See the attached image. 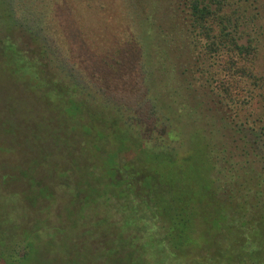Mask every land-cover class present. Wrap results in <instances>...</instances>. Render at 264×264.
I'll return each mask as SVG.
<instances>
[{"label": "trees", "instance_id": "trees-1", "mask_svg": "<svg viewBox=\"0 0 264 264\" xmlns=\"http://www.w3.org/2000/svg\"><path fill=\"white\" fill-rule=\"evenodd\" d=\"M0 67L32 114L0 104V187L51 182L3 264L45 210L87 264H264V0H0Z\"/></svg>", "mask_w": 264, "mask_h": 264}, {"label": "rangeland", "instance_id": "rangeland-1", "mask_svg": "<svg viewBox=\"0 0 264 264\" xmlns=\"http://www.w3.org/2000/svg\"><path fill=\"white\" fill-rule=\"evenodd\" d=\"M20 84V79L14 77L7 69L0 67V104H6L8 101H10L13 105L14 113H17L21 120H26L27 116L31 114L27 101L21 98H19L18 102L14 100L16 98L15 91L19 90L18 87L21 86ZM20 92L21 91H19V93ZM10 102L9 104H11ZM29 119H32V114L29 116ZM4 120L6 119L3 118L0 121V143H2L5 149L0 151V156L5 157V155H7V151H10V154L12 153V145L11 141L8 142L10 138H8L7 133L3 130V127L7 125L6 121ZM35 141L40 143L42 141V135H38ZM23 145L29 149L36 148V144H32V140H30L29 143L25 140ZM36 163L37 162H32L30 166H27L23 178H21V186H23V184H27L28 193L26 195L25 193H21L20 195H14L12 197L7 190L0 187V246H3L2 250L0 248V254L3 250H6L7 252L12 244V241L15 242V240H17L16 238L21 237V235L15 231V229H17V224L20 225L25 221H29L30 228L34 227L35 230H37L41 224L39 218L35 217L32 219L31 209L35 208L37 202L39 203L38 195L51 189V182L46 181L47 187L44 186L45 190L42 189L43 191L40 189H34V175L31 169ZM48 167L49 168L47 169L46 175H51V163ZM30 183L31 189L29 188ZM50 204L48 206H50ZM42 217H46L48 221V231L42 230L38 234H34L32 236L31 241H33L34 244L33 248L29 253V256L18 264H74L73 262L75 259L77 261L80 259L77 262L78 264L90 263V260L93 258L85 251L87 246L83 248L82 244H85L84 239L79 243V246H82V251L78 253L75 252L73 245L65 242L66 235H70L72 231L74 232V230H68L67 234H65V238L55 240V244L52 243L50 234L51 210H45ZM1 221L4 223V226L1 225ZM92 236L93 239H95L97 236L96 232ZM59 240L61 241L60 243H58ZM99 259L100 264L129 263L128 255L121 259L119 257H113L110 255L100 257ZM3 263V260L0 258V264Z\"/></svg>", "mask_w": 264, "mask_h": 264}]
</instances>
